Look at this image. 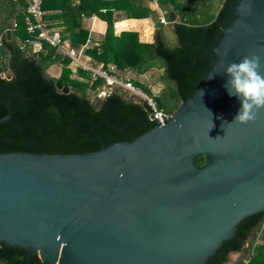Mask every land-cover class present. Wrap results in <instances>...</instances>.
Returning <instances> with one entry per match:
<instances>
[{
    "label": "water",
    "instance_id": "1",
    "mask_svg": "<svg viewBox=\"0 0 264 264\" xmlns=\"http://www.w3.org/2000/svg\"><path fill=\"white\" fill-rule=\"evenodd\" d=\"M206 48L205 77L164 123L93 152H0V242L49 264H206L264 211V109L232 123L241 101L221 67L264 57V0H237Z\"/></svg>",
    "mask_w": 264,
    "mask_h": 264
},
{
    "label": "trees",
    "instance_id": "2",
    "mask_svg": "<svg viewBox=\"0 0 264 264\" xmlns=\"http://www.w3.org/2000/svg\"><path fill=\"white\" fill-rule=\"evenodd\" d=\"M76 1L44 0V10L52 3L62 8L59 18L48 24L78 48L89 38V31L80 22L82 17L95 13L104 19L107 26L100 46L87 49L92 64L103 63L111 73L126 77L152 95L161 111L172 115L205 77L212 63L206 47L218 40L237 0H157L173 27L156 28L151 42L141 40L139 29L134 27L120 34L114 30L117 18L122 16L119 13L136 25L141 18L159 20L157 11L148 4L150 0ZM29 3L0 0V6L9 7L0 14V63L12 74L8 79L0 72V117L10 115L0 122V152H93L102 149L103 142L130 140L156 124L143 102L127 97L124 91L113 87L101 96L108 85L106 80L93 79L91 71L75 64L60 48L42 41L41 49L30 50L28 40L32 35L26 24ZM157 69L161 71L157 84L162 87L140 80L139 76ZM57 81L70 87V92L58 89ZM205 161V154L194 158L198 167ZM231 252L247 253L246 264H264V211L242 219L235 235L224 241L206 264H226ZM0 264L49 263L38 254L28 258L22 247L0 242Z\"/></svg>",
    "mask_w": 264,
    "mask_h": 264
},
{
    "label": "built area",
    "instance_id": "3",
    "mask_svg": "<svg viewBox=\"0 0 264 264\" xmlns=\"http://www.w3.org/2000/svg\"><path fill=\"white\" fill-rule=\"evenodd\" d=\"M43 3L44 0H30L28 5L26 24L29 33L32 35L28 40L30 46L34 47L38 44L41 45V42L45 41L54 47L60 48L62 53L71 57L75 64L91 71L93 79L100 77L105 79L108 85L104 86V89L101 91V96H105L110 93L113 87H120L125 93H127V97H134L137 100H141L151 108L150 117L152 120L164 123L165 119L171 116L165 114L159 109L158 103L152 95L146 93L142 88L135 85L126 77L117 73H111L104 67L103 63L97 65L92 64L91 57L86 56V54H88L87 46L75 49L65 45L61 32L59 30H54L45 20ZM158 21H160L162 25L170 24L169 20L163 14L159 17ZM94 46L99 47L100 44L94 43Z\"/></svg>",
    "mask_w": 264,
    "mask_h": 264
},
{
    "label": "clouds",
    "instance_id": "4",
    "mask_svg": "<svg viewBox=\"0 0 264 264\" xmlns=\"http://www.w3.org/2000/svg\"><path fill=\"white\" fill-rule=\"evenodd\" d=\"M221 67L229 77L226 84L229 95L236 96L241 101L239 112L232 123L254 122L257 113L264 109V57L247 55L226 67L221 62Z\"/></svg>",
    "mask_w": 264,
    "mask_h": 264
},
{
    "label": "crops",
    "instance_id": "5",
    "mask_svg": "<svg viewBox=\"0 0 264 264\" xmlns=\"http://www.w3.org/2000/svg\"><path fill=\"white\" fill-rule=\"evenodd\" d=\"M28 1V0H27ZM79 0H77L75 2L78 3ZM149 6L157 11L159 17L163 14L164 15V11L159 7L158 5V1H153L150 0L148 1ZM9 10L8 5H1L0 6V14H2L3 12H7ZM62 12V8L60 6L59 3H52L51 6L47 9H45V15L46 18L45 20L47 21V23H51L55 20H57L60 16ZM117 14L119 12H116ZM120 16L119 18H117L116 22H115V26H114V30H115V34H120L122 31H125L129 28H137L139 29V33H140V37L141 40L143 41H147V42H151L153 41V34L156 30V21L158 20H154L152 17H146V18H141L140 19V23L138 25L135 24V22L133 20H131L130 18L126 17L124 14L119 13ZM3 15V14H2ZM178 17L176 16L175 19H177ZM9 22H11V24L14 23L13 19H10ZM82 26L87 29L89 31V38L87 43H85L83 46H87V48H91L94 46V43H99L102 41V39L105 36V32H106V26L107 23L104 19H102L101 17H99L97 14H92L91 16H83L82 19L80 20ZM173 27V25H171V28ZM63 37V36H62ZM65 41V45L73 47L70 43V40L68 38H63ZM81 47H73L75 49H79ZM41 49V45H37V46H30V50H39ZM86 54V53H85ZM86 56L91 57L92 56L89 54H86ZM86 58V57H85ZM109 68H113L112 64H109ZM124 75H127L128 73L123 72ZM144 74V75H148ZM242 259V253L241 252H231L229 255V260L227 264H238V261H240ZM244 261H246L245 259H243Z\"/></svg>",
    "mask_w": 264,
    "mask_h": 264
},
{
    "label": "rangeland",
    "instance_id": "6",
    "mask_svg": "<svg viewBox=\"0 0 264 264\" xmlns=\"http://www.w3.org/2000/svg\"><path fill=\"white\" fill-rule=\"evenodd\" d=\"M171 28V24H168V28ZM168 33H170L169 35H171L170 37L173 39V34L171 32L168 31ZM52 73L58 75L59 71H55V70H50ZM161 73V71L159 69L149 73L148 75H141L139 76L140 80H142L145 84L152 86V84H157L158 80H159V74ZM127 76H132L131 74H127ZM155 86V85H154ZM157 88L158 87H162L161 84H157L156 85ZM156 87H153V89ZM243 259H245L246 261H244ZM248 261V255L247 253H242V259L240 261H238V264H246Z\"/></svg>",
    "mask_w": 264,
    "mask_h": 264
}]
</instances>
